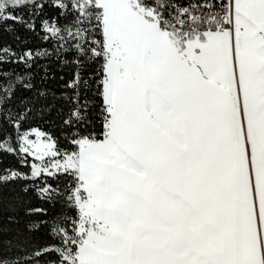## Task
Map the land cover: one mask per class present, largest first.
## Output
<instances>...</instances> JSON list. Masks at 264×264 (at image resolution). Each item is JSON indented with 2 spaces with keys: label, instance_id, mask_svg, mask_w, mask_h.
I'll return each instance as SVG.
<instances>
[{
  "label": "snow or ice",
  "instance_id": "obj_1",
  "mask_svg": "<svg viewBox=\"0 0 264 264\" xmlns=\"http://www.w3.org/2000/svg\"><path fill=\"white\" fill-rule=\"evenodd\" d=\"M0 264H264V0H0Z\"/></svg>",
  "mask_w": 264,
  "mask_h": 264
}]
</instances>
